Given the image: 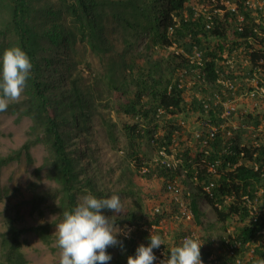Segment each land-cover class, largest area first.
<instances>
[{"label":"trees","instance_id":"obj_1","mask_svg":"<svg viewBox=\"0 0 264 264\" xmlns=\"http://www.w3.org/2000/svg\"><path fill=\"white\" fill-rule=\"evenodd\" d=\"M214 1L198 0L197 5L202 7L198 10L195 5H187L189 0H44L36 5L39 7H35L32 0H0V9L8 13V17L0 23V57L5 49L18 46L26 52L33 65L22 99L10 102L7 110L0 112V115L17 116V120L29 118L31 138L13 153L1 156L0 169L21 160L23 156L32 165L31 148L43 142L50 154L48 163L51 176L58 183L59 207L63 208L64 205L63 213L76 207V197L81 192L83 182L67 151L66 131L62 125L80 126L85 130L95 110L96 100L100 101L106 94L116 95L115 98L122 100L126 92L121 86L113 87L111 77L106 75L107 80L103 77V83L108 89L103 95V91L98 88L102 78H95L92 85L87 83L80 70L77 71L78 67H71V64L77 63L74 61L66 63L70 64L66 67L67 85L53 95L51 90L60 88V83L56 84L52 80L48 83L44 70L53 62L52 58L64 60L58 58L62 51L76 56L79 45L87 46L89 52L105 56L111 48L108 37L116 35L124 45L117 60L124 70L134 74L135 93L132 100L126 99L122 101L124 103L118 104L119 110L134 119L131 125L124 126L127 155L135 160L138 168H147L143 173L146 180H163L164 190L169 193V183L177 180L180 174L166 166L160 152L171 156L175 150V158L181 159L180 165L186 169V179L195 184L199 194L213 207L218 220L235 224L232 243L227 241L228 252L210 260L212 264H229L233 261V255L239 254L241 249L249 254L250 264H256L257 259H264V132L259 131L251 142L244 144L235 143L233 138L224 141L223 136L217 135L214 140H209L207 146L199 145L194 153L186 146V139L178 144L175 142V138L184 134L189 118L209 120L212 126L218 127L219 132L221 126L226 125L228 120L221 117L225 108L208 88L223 86L221 81H228L233 87L225 88L231 94L238 95L243 91L251 93L254 88L247 86L246 80L254 78V75H259L257 78L262 81L259 85L264 86V72L254 73L250 66L243 67L241 62L237 63L235 69L233 64L230 67L225 63L234 51L238 52L241 60L244 56H250L252 65L264 61V48L257 46H264V39L259 34H263L264 29L255 31L258 24L254 21L255 16L245 11L244 0H229L231 3L237 2L238 13L219 6L220 0ZM219 8L223 13H214ZM210 13L213 15V24L208 28L207 16ZM238 15L244 16L242 30L237 27ZM143 34L150 37L151 44H177L180 50L175 56L178 64L169 66L173 75L178 72L174 81H165L159 62H154L146 69L138 65L135 59L126 57ZM57 67L55 63L53 70L56 71ZM194 77L196 81L192 90L194 94L201 92V96H194L186 102L188 88L185 81ZM179 83H182L181 87ZM147 94L152 98L153 103L150 105L143 100ZM247 118L250 121L242 122L241 128L258 130L263 122V119L253 121L251 115ZM180 121H184V126ZM108 127L109 136L113 139L112 128L110 125ZM160 129L161 134L158 131ZM146 139L156 148L158 155L157 161L148 165L144 164L138 149L140 142ZM227 147L231 149L228 154L223 151ZM217 160L221 161V166L216 172H209L206 164ZM34 176L40 179L39 168L34 171ZM210 183H214L212 196L204 191ZM29 188L33 196L24 202L29 207V214L42 216V206L54 197L51 193H37L36 182L30 183ZM182 192L183 198L189 201L193 220L200 224L199 195L190 197L186 191ZM134 202L136 207H140L139 201ZM218 206L221 208L218 209ZM19 207L15 206L16 215L8 218V228L0 232V264H27L22 251L24 235L33 234L47 245L54 237L52 228L56 222L22 228L16 226L15 221L22 217ZM253 208L258 214L251 213ZM172 216L178 219L183 216L175 195L171 197L168 209L158 207L152 220L146 224L157 228L162 221ZM127 219L133 224V229L123 239L120 249L124 257H134L141 244L148 246L151 233L143 227L145 222L137 213L127 215ZM189 236L194 237L190 231L175 230L169 242L153 249V252L163 251L165 260L170 256V249L179 246ZM200 251L202 262H208L212 250L208 246ZM59 260L56 264H59ZM121 260H115L113 264H122ZM153 264L161 262L155 260Z\"/></svg>","mask_w":264,"mask_h":264},{"label":"rangeland","instance_id":"obj_2","mask_svg":"<svg viewBox=\"0 0 264 264\" xmlns=\"http://www.w3.org/2000/svg\"><path fill=\"white\" fill-rule=\"evenodd\" d=\"M197 1L189 0L187 5H195L196 8H199L198 10H201L202 7L197 5ZM43 2L44 0H32L35 7H39L36 5ZM0 10L1 23L4 21V18L8 17V13L3 9ZM107 40L111 48L104 54L105 56L89 52L87 46L79 45L75 51L76 56L73 53L70 54L71 56L67 55L66 51H62L59 53L58 58L64 60L59 61L55 57L52 58L53 62L44 70V77L48 78V83H51V80L56 84L60 83V88L51 90L53 95L58 94L60 89H63L67 85L66 67L70 64L66 65V63H73L74 61H77V63L71 64V67L73 68L74 65L78 67L77 71L80 70L82 77L85 78L87 83L92 85L95 83V78H102V83L98 84V88L100 91H103V95L106 94V89H108L106 84L103 83L105 81L103 77L107 80L106 75L111 77L110 80L113 87L121 86L126 92L127 98L125 97L122 100L115 98L114 96L116 95L111 96V94H108V96L106 94L105 96L107 97L103 96L100 101L96 100L95 110L85 130L80 126L62 125V129L66 131L67 151L73 159L76 170L83 182V186L80 185L81 192L76 197V205L81 201L83 196L88 194H92L97 198H109L113 194L118 195L121 198L123 206L121 213H114L107 209L102 210V214L106 217H113L115 227L121 230V233L117 235L118 241L122 243L123 239L133 229V224L129 222V219L125 220L127 215L137 213V216L141 217V220L145 222L143 227L148 229L150 233L153 229L154 234L161 235L165 243L169 242L170 235L175 230L180 229L192 232V235L199 238L201 243H203L201 249L204 247L208 248L209 246L210 250H212L208 262H202V264H212L210 260H214L217 256L228 252L226 245H228L227 241L232 243L235 224L230 225L228 222L219 221L213 207L199 194L195 184L191 180L186 179L185 176L179 177L177 183L179 184V188L186 191V193L190 192L191 196L199 195L200 224H196L194 220L186 221L184 218L178 219L175 216L162 221L157 228L154 225L146 224L152 220L153 214L157 211L158 207L168 209L170 199L174 195L165 192L163 180H146L143 177V173L147 168H138L135 160H132L127 155L128 146L124 135V126L131 125L134 119L129 114L127 115L119 110L118 104L124 103L126 99L132 100L135 93V86L133 84L134 74L124 70L121 62L117 60L118 54L124 49L123 42L117 39L116 35L108 37ZM131 50L132 52L127 54V58L135 59L138 65L146 69H149L154 62H159L160 69L165 76V81L175 80L178 72L176 71L173 75L169 66L178 64V59L175 56L180 50L177 44H173L172 46H168L162 42L151 44L150 37L143 34L135 41V45H133ZM237 54L238 52L235 51V53L233 52L229 56L234 69L237 63L241 62V57ZM55 63L58 66L56 71L53 70ZM145 73H147V70ZM257 77L259 75H254V78L247 79V86L254 87L256 83L262 84V81H259ZM194 81H196V77L185 81V85L188 88L185 93L186 102L191 101L194 96H201V92L194 94V90H192ZM208 90L218 97L217 101L221 102L223 106L231 102L236 107V112L228 118L224 126L227 129L218 131L221 138L222 136L224 140L233 138L235 143L244 144L248 141L251 142L259 131L262 130L264 132V89H256L251 93L243 91L239 92L240 94L238 95L231 94L221 85L210 87ZM96 93H94L95 97H97ZM143 100L149 105L153 103L149 94ZM65 115L67 116V114ZM248 115H251L253 121L263 119L258 130H253L252 127L241 128L242 122L250 121L247 118ZM202 121L204 120L187 119L184 134L179 138H175V142L178 144L179 141L186 139V146L190 148V152H196L200 145L196 140V133H206L208 131L207 126L202 128ZM107 124L112 128L113 139L109 136L110 129ZM158 131L159 134L162 133L161 129ZM227 131L231 132V136L227 134ZM30 132L31 120L29 118L24 117L17 120V116L1 114L0 157L11 154L19 149L31 138ZM188 133H190V136H188ZM39 137L41 138L40 134ZM148 142L149 139L143 140L138 146L145 165L150 164V162H156L158 159L156 148ZM174 151L171 156L165 159L171 161L175 157ZM31 156L33 158L32 165H29L23 156L21 160L14 161L0 169V232H4L8 228V218L16 215L15 206H20L19 208L22 211L20 220L15 221V225L21 228L53 222H56V225H58L63 220L61 217L63 216L62 210H64V205L63 208L59 207L60 194L57 192L58 183L51 176L48 163L50 154L47 146L43 142L35 144L31 148ZM37 168L40 169L39 180L34 176V171ZM87 181H89L88 184L90 183V185L87 184ZM32 182H36L37 184V193H51L54 197L52 201H48L42 206L44 210L42 216L37 213L30 215L29 207H26L24 203L33 196L29 188ZM134 201H139L140 207H136ZM56 225L52 228L54 237H52V242L49 245L39 241L33 234L23 236L22 251L26 256L27 264H56L58 262V259H60V249L57 246ZM107 253L112 257L108 264H113L115 260L120 259H122V264H127L126 258L128 256H123L120 245L109 247ZM154 254L157 258L156 261H163V251L156 250ZM232 259L233 261L229 264H250L248 262L249 254L244 249H241L239 254L233 255Z\"/></svg>","mask_w":264,"mask_h":264},{"label":"clouds","instance_id":"obj_3","mask_svg":"<svg viewBox=\"0 0 264 264\" xmlns=\"http://www.w3.org/2000/svg\"><path fill=\"white\" fill-rule=\"evenodd\" d=\"M32 67L29 56L20 47L5 49L0 57V112L6 111L10 102L20 100ZM224 126H221L222 130L227 128ZM122 207L118 195L97 198L88 194L81 198L72 211H65L55 232L60 249L59 264H108L112 257L107 249L122 246L117 240L121 230L115 227L113 217H106L102 210L121 213ZM149 240L148 246L141 244L136 249L135 256L127 258V264H153L157 259L153 249L164 245L165 241L161 235L154 234L153 229ZM202 246L199 238L185 237L179 246L170 249V256L161 261V264H202ZM256 264H264V259H257Z\"/></svg>","mask_w":264,"mask_h":264},{"label":"built area","instance_id":"obj_4","mask_svg":"<svg viewBox=\"0 0 264 264\" xmlns=\"http://www.w3.org/2000/svg\"><path fill=\"white\" fill-rule=\"evenodd\" d=\"M213 2L215 3V1L213 0ZM244 9L246 12H251V14H253L255 16L254 21L258 24V27L256 28L255 31H260V29H264V0H244ZM217 5V4H216ZM219 6H224L226 7V9L231 10L233 12L238 13L237 10V2L231 3V1L229 0H220V4ZM219 12V13H223L222 9H215L214 13ZM209 21V22H208ZM237 22V27L239 30H242V26L244 25V16L242 15H238V18L236 19ZM213 24V15L210 13L207 16V24L206 27L211 28ZM260 36L263 37L264 39V33L261 34L259 33ZM257 46H259L258 48H264L263 45L258 44ZM235 53V51H234ZM198 55V52H197ZM245 58H243L241 60L242 66L243 67H248L250 66L253 70L254 73L256 72H264V61L260 60L256 65H252L251 61H250V56H244ZM226 64H229L230 67H232V61L231 59H227L225 61ZM181 82V81H180ZM222 85L224 87H233L231 85V83H229L228 81H221ZM182 86V83H179V87ZM254 91L256 89L260 90V89H264V86H260L259 84H255V86L253 87ZM224 112L222 113V118H226L228 120V118L236 112V107L233 103L228 102L224 105ZM180 124L182 126H184V121H180ZM208 127V131L206 133L204 132H199L196 133L195 137L196 140L199 142L200 145H208L209 144V140L212 141L216 138L217 136V132H218V127H214L210 124L209 120H204L202 121V128L204 127ZM205 134H207V136H205ZM227 134L231 136V132L227 131ZM201 138H204L203 140H201ZM230 139V138H229ZM230 148V146H229ZM228 147L225 148L223 151L226 152L227 154L230 153L231 149H229ZM208 153V152H205ZM160 154L162 156H164V158H167L168 155L164 152L161 151ZM167 167L177 170L179 172V177H183L186 175V169H184L180 164L182 163L181 159H176L175 157L169 161V160H162ZM205 161V160H203ZM221 161L217 160V161H213V162H208L207 168L209 172H216V170L218 169V167L221 166ZM255 169H257L255 167ZM178 177V178H179ZM214 186V183H210L209 187H205L204 191H206V193H208L209 196H212V187ZM168 191L169 193L175 195V201H177L179 203V208H180V213H183L182 218H184L186 221H191L193 220V212L189 206V201L183 198V190L181 188H179V184L177 183V180H174V182L169 183L168 185ZM188 196H190V192L186 193ZM251 213H254L256 215L257 210L255 208H253L251 210Z\"/></svg>","mask_w":264,"mask_h":264}]
</instances>
